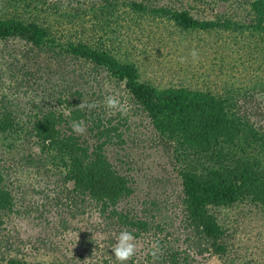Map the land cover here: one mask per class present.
<instances>
[{"label":"rangeland","instance_id":"1","mask_svg":"<svg viewBox=\"0 0 264 264\" xmlns=\"http://www.w3.org/2000/svg\"><path fill=\"white\" fill-rule=\"evenodd\" d=\"M12 1L0 0V15L17 9ZM106 1L34 3L40 11L36 15L57 41L86 37L110 49L120 61L135 63L141 81L158 87L186 86L232 95L240 117L264 132V58L257 50L264 45L250 28L180 30L170 20L158 21L129 11L123 0L111 11ZM150 1L152 5L157 0ZM159 1L188 8L199 17L228 15L243 25L250 21L253 0ZM193 49L199 52L195 62ZM72 66L20 38L0 40V103L15 113L17 121L14 133L0 134V167L15 199L14 212L6 218L2 232L15 246L13 254L29 264H115L112 247L125 230L106 222L90 199L81 200L74 194L72 183L65 182L66 162L56 157V151H43L30 133L33 113L64 109L56 103V88L64 86L60 78L70 80ZM77 68L78 73L84 68L88 82L82 101L92 100L105 107V97L116 95L128 108L126 143L107 151L134 188L121 208L142 218L167 221L171 237L188 250L181 225L180 172L197 166L198 157L193 153L187 156L179 143L160 137L147 114L127 97L124 84L108 71L94 70L91 64ZM215 213L228 235V252L225 256L196 254L192 264H229L232 259L238 264H264V209L247 200ZM136 239L139 250L134 263L148 264L146 251L152 238L146 234Z\"/></svg>","mask_w":264,"mask_h":264},{"label":"trees","instance_id":"2","mask_svg":"<svg viewBox=\"0 0 264 264\" xmlns=\"http://www.w3.org/2000/svg\"><path fill=\"white\" fill-rule=\"evenodd\" d=\"M34 2L13 0L12 4L18 10L2 12L0 40L20 38L52 53L62 62L73 64L70 80L60 78L59 83L63 81L64 86L60 90L56 88L59 92L56 103L64 109L54 107L33 113L30 133L43 151H56V157L66 162L65 182L72 183L74 194L81 200L90 199L106 222L123 227L136 238L148 234L152 238L146 251L148 264H192L196 254L225 256L229 249L228 235L215 210L231 209L247 200L264 209V132L240 117L235 111L232 95L220 96L186 86L158 87L141 81L135 63L120 61L110 49L86 37L57 41L58 37L36 15L40 11ZM150 2L123 0L122 4L140 16L148 14L158 21L170 20L180 30H234L246 25L264 45V0L250 3V21L243 25L228 15L204 18L195 16L188 8L173 7L159 0L152 5L148 4ZM119 4L118 0L106 1L111 11ZM102 6L105 9V3ZM257 50L264 58V47H257ZM87 64H91L94 70L108 71L122 82L128 91L127 97L134 101L136 109L141 108L147 114L160 137L179 143L187 156L193 153L198 157L197 166L193 164L180 172L181 225L188 250L181 249L171 237L167 221L142 218L121 208V203L133 194L134 188L107 151L114 145L126 143L128 115L109 111L92 100L88 103L95 102L98 105L95 109L81 111L78 108L86 97L88 82L84 68L81 73L76 71L77 67ZM81 119L87 131L84 135H77L71 122ZM16 123L15 113L0 103V134L14 133ZM199 164L200 169L197 168ZM5 178L0 167V264H29L28 260L13 254L15 246L2 232L6 218L15 207L14 196ZM157 241L160 252L154 259L151 246ZM112 259L119 264L115 257ZM127 264H136L134 258ZM229 264L238 263L232 259Z\"/></svg>","mask_w":264,"mask_h":264},{"label":"clouds","instance_id":"3","mask_svg":"<svg viewBox=\"0 0 264 264\" xmlns=\"http://www.w3.org/2000/svg\"><path fill=\"white\" fill-rule=\"evenodd\" d=\"M191 56L193 58V61H197L199 59V52L196 49H193L191 52ZM181 62H184V58H181ZM104 106L107 109L115 110L116 112H119L122 116H126L128 114V108L126 106V103L123 102L120 98H118L116 95H107L103 101ZM98 107V105L93 103H87L83 101L78 108L81 111L84 110H92ZM71 128L73 132H75L77 135H84L87 131V126L84 122V120H73L71 122ZM138 244L137 239L135 235L128 231L123 230L119 233L117 237V242L112 247V252L115 257V259L119 262V264H127L128 261L133 260V258L138 253ZM160 252V245L159 242H154L151 246V255L154 259L158 258V254Z\"/></svg>","mask_w":264,"mask_h":264}]
</instances>
